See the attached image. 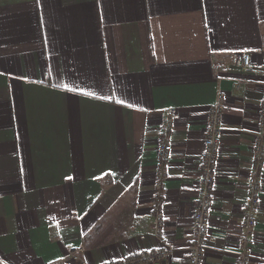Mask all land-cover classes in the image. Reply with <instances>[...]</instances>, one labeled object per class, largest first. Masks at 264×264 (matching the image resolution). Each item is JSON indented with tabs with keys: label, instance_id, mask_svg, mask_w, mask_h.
<instances>
[{
	"label": "crops",
	"instance_id": "1",
	"mask_svg": "<svg viewBox=\"0 0 264 264\" xmlns=\"http://www.w3.org/2000/svg\"><path fill=\"white\" fill-rule=\"evenodd\" d=\"M243 53L251 70L234 63ZM220 94L204 264L237 259L264 94V0H0V264L66 260L75 247L87 264L159 248L170 255L152 264H187L206 114ZM256 219L249 264H264V166Z\"/></svg>",
	"mask_w": 264,
	"mask_h": 264
},
{
	"label": "built area",
	"instance_id": "2",
	"mask_svg": "<svg viewBox=\"0 0 264 264\" xmlns=\"http://www.w3.org/2000/svg\"><path fill=\"white\" fill-rule=\"evenodd\" d=\"M235 65L247 71L253 68L249 53L235 57ZM223 95L208 108L204 126L203 147L198 156V186L191 213L192 240L187 250V264H204L205 240L210 233V220L213 194L215 190L216 161L220 149L223 119ZM174 112L167 111L163 115L157 139V182L160 189L165 178V164L171 155L169 137L173 127ZM257 130L252 141V163L245 184L246 201L243 206L241 233L238 236V253L235 264H249L254 258L252 253V236L256 226V216L260 203L261 171L264 166V94L262 95L256 121ZM156 234L161 236L164 212L162 197L156 192L151 206ZM170 248H159L140 251L119 260H107L101 264H152L166 259ZM83 248L75 247L69 251L68 258L52 261L48 264H87L82 257Z\"/></svg>",
	"mask_w": 264,
	"mask_h": 264
}]
</instances>
